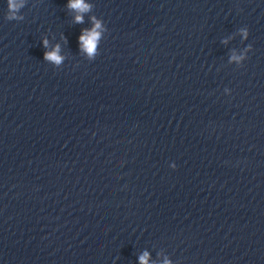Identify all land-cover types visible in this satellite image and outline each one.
I'll return each instance as SVG.
<instances>
[{
  "label": "water",
  "instance_id": "1",
  "mask_svg": "<svg viewBox=\"0 0 264 264\" xmlns=\"http://www.w3.org/2000/svg\"><path fill=\"white\" fill-rule=\"evenodd\" d=\"M87 2L0 0V264H264V0Z\"/></svg>",
  "mask_w": 264,
  "mask_h": 264
},
{
  "label": "clouds",
  "instance_id": "2",
  "mask_svg": "<svg viewBox=\"0 0 264 264\" xmlns=\"http://www.w3.org/2000/svg\"><path fill=\"white\" fill-rule=\"evenodd\" d=\"M5 2V18L9 20L20 19L21 17L16 15V12L22 7V0H4ZM65 7L75 13L73 20L75 23L83 22V14L88 12L91 8V5L87 0H66ZM91 22L90 27L84 28L81 30L80 35L77 37L78 51L83 54V56L91 61L98 54V46L100 40L103 38V34L106 31L103 23L100 19L96 17H89ZM238 34L241 39H245L248 35L247 28H241L238 30ZM225 42L226 41H222ZM42 45L46 51L42 54V59L44 61L50 62L54 66H59L63 62V56L60 55V46L54 45L50 50H48V41L42 40ZM250 46H246L243 51L237 54L233 51L229 57V62H235L237 65H240L241 61L246 59V53L249 52ZM229 89H224V94H229ZM169 168L175 169L176 165L174 162L169 163ZM138 264H149V254L148 252H143L137 258ZM162 264H170V261L167 257L163 259Z\"/></svg>",
  "mask_w": 264,
  "mask_h": 264
}]
</instances>
